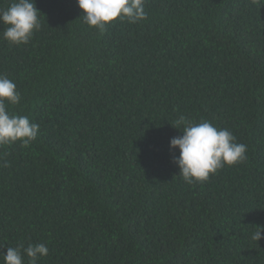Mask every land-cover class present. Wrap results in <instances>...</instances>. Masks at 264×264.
<instances>
[{
  "label": "trees",
  "instance_id": "16d2710c",
  "mask_svg": "<svg viewBox=\"0 0 264 264\" xmlns=\"http://www.w3.org/2000/svg\"><path fill=\"white\" fill-rule=\"evenodd\" d=\"M12 0H0V9ZM27 44L2 37L13 114L39 125L0 147V264H264V0H145L100 32L76 0H35ZM184 115L227 128L247 160L191 185L172 162ZM264 237V232H262ZM25 264L28 258L25 257Z\"/></svg>",
  "mask_w": 264,
  "mask_h": 264
},
{
  "label": "clouds",
  "instance_id": "9594fccd",
  "mask_svg": "<svg viewBox=\"0 0 264 264\" xmlns=\"http://www.w3.org/2000/svg\"><path fill=\"white\" fill-rule=\"evenodd\" d=\"M82 10V22L93 26L100 32L115 19L137 23L147 18L145 0H76ZM39 9L35 0H12L7 8L0 9V25L6 26L2 37L10 44H27L36 31L41 28ZM21 93L8 76L0 73V147L19 141L22 147H28L37 139L39 125L30 121L28 116L13 114L9 105L19 104ZM182 135L170 138V150H178L172 162L178 166L179 175L191 185L205 182L225 166H232L247 160V145L238 143L236 137L227 128H218L206 119L199 122L180 115L172 124ZM264 226H259L252 239L260 240ZM49 254L44 243H29L27 247L17 245L7 247L3 254L5 264H37V261Z\"/></svg>",
  "mask_w": 264,
  "mask_h": 264
}]
</instances>
